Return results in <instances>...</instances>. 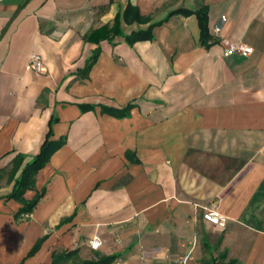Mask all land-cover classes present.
<instances>
[{
    "label": "crops",
    "instance_id": "0c3cea01",
    "mask_svg": "<svg viewBox=\"0 0 264 264\" xmlns=\"http://www.w3.org/2000/svg\"><path fill=\"white\" fill-rule=\"evenodd\" d=\"M200 7L207 46L194 13L167 16ZM219 37L252 50L224 54ZM61 137L15 218L13 156ZM212 205L224 227L204 221ZM74 248L120 254L111 264H264V0H0V264Z\"/></svg>",
    "mask_w": 264,
    "mask_h": 264
},
{
    "label": "trees",
    "instance_id": "16d2710c",
    "mask_svg": "<svg viewBox=\"0 0 264 264\" xmlns=\"http://www.w3.org/2000/svg\"><path fill=\"white\" fill-rule=\"evenodd\" d=\"M133 8H128L126 11H130ZM134 10V9H133ZM134 18H139L138 12L135 11ZM176 12H183L185 14L188 13H194L197 17L199 29H200V42L207 46L209 35L207 33V27H206V18H207V10L205 7L196 8L194 11H190L183 8H178L175 10H172L169 12V15L176 13ZM151 36L150 29H147L143 33H136L133 35L126 36L127 40L129 42H133V40L137 39H145ZM94 56L92 58L91 63L94 61ZM90 65V64H89ZM89 65L87 67H89ZM131 108V104H127L126 106L122 108L117 107H109V106H102L101 111L105 112L107 114L116 116V117H125L129 115V110ZM49 133V132H48ZM47 133V134H48ZM64 142V137L59 138L58 140H48L47 138L43 141V144L41 146V149L38 154L34 155L30 160L25 162L23 164V160L25 158L24 154L18 153L15 156H13V159L11 160V169L8 172V176L12 177L16 170L20 168L19 174L15 177L14 183L12 184V190L7 195L8 198L17 200L21 205L18 208L17 212L15 213V218L21 219L26 214L28 215L29 212H31L34 207L36 206L37 202L39 201L40 197L42 196V191H37L32 198L29 200L25 199L23 194L25 192V189H31L34 187V176L37 170H39L40 167H42L45 162L48 160L50 154L60 147ZM45 238V235L39 238L35 244L33 245L32 249L30 250L29 254L33 253L35 250L38 249V247L41 244V241ZM79 248L74 249H55L52 251L51 255V262L50 264H111L114 262L120 254L114 253V254H99L95 253L89 258H81ZM224 257L222 256H216V257H210L208 264H218V259ZM225 264H237L234 260H230L226 262Z\"/></svg>",
    "mask_w": 264,
    "mask_h": 264
},
{
    "label": "built area",
    "instance_id": "2783aa9c",
    "mask_svg": "<svg viewBox=\"0 0 264 264\" xmlns=\"http://www.w3.org/2000/svg\"><path fill=\"white\" fill-rule=\"evenodd\" d=\"M226 21L225 15L219 16L216 23L214 24V33L216 35L219 34L220 30L222 29L223 24ZM219 42L223 47L224 54H240V55H247L251 52L252 48L246 43L243 42H235L231 41L224 37H219ZM41 55L37 52H32L28 57V66L35 70V71H42L44 70V64ZM203 219L204 221L211 223L213 225L224 227L227 223V217L219 210L215 208V206H208L203 211ZM101 244V240L97 236H93L89 242L88 246L91 249L99 248ZM187 256H183L177 260L175 264H186L187 263Z\"/></svg>",
    "mask_w": 264,
    "mask_h": 264
}]
</instances>
